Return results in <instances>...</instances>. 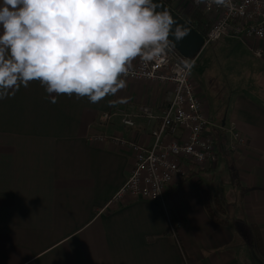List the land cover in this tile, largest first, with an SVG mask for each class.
I'll return each instance as SVG.
<instances>
[{
  "label": "crops",
  "instance_id": "obj_1",
  "mask_svg": "<svg viewBox=\"0 0 264 264\" xmlns=\"http://www.w3.org/2000/svg\"><path fill=\"white\" fill-rule=\"evenodd\" d=\"M234 39L254 53V74L219 101L195 82L207 117L233 124L246 141L233 151L231 136H222L218 154L220 161L228 151V190L209 181L217 163L192 167L190 179L162 201L115 200L131 175L134 152L92 137L103 133L147 146L158 121L136 117L129 127L120 115L107 123L100 118L145 104L160 115L166 84L125 79V87L96 103L66 94L52 103L32 81L0 99V264H264L238 227L258 228L264 242V41ZM208 192L223 198L226 224L207 213Z\"/></svg>",
  "mask_w": 264,
  "mask_h": 264
},
{
  "label": "clouds",
  "instance_id": "obj_2",
  "mask_svg": "<svg viewBox=\"0 0 264 264\" xmlns=\"http://www.w3.org/2000/svg\"><path fill=\"white\" fill-rule=\"evenodd\" d=\"M174 23L155 0H0V99L38 81L52 103L99 102L126 86L134 59L180 38Z\"/></svg>",
  "mask_w": 264,
  "mask_h": 264
},
{
  "label": "built area",
  "instance_id": "obj_3",
  "mask_svg": "<svg viewBox=\"0 0 264 264\" xmlns=\"http://www.w3.org/2000/svg\"><path fill=\"white\" fill-rule=\"evenodd\" d=\"M173 7L181 16L196 8L209 17L211 26L204 35V47L216 43L225 35L264 41V0H175ZM194 64L195 59L182 57L170 41L151 61L145 63L138 58L124 79L166 84L168 91L164 110L157 115L152 106L130 105L135 109L134 113L115 109L101 116L100 123H107L120 115L129 127L135 126L136 117H144L149 122L158 121L151 132L153 143L147 146L102 134L92 137L99 141L113 140L127 144L134 152L131 175L115 200L131 196L162 201L169 188L188 177L192 167H214L219 162L214 130L231 136L230 148L233 151L246 143L233 124H218L207 117L204 98L197 94L191 77ZM175 229L176 226L172 228Z\"/></svg>",
  "mask_w": 264,
  "mask_h": 264
},
{
  "label": "rangeland",
  "instance_id": "obj_4",
  "mask_svg": "<svg viewBox=\"0 0 264 264\" xmlns=\"http://www.w3.org/2000/svg\"><path fill=\"white\" fill-rule=\"evenodd\" d=\"M232 35H225L216 43L207 45L203 48L201 53L194 58L195 64L191 71V77L198 85H202V88L205 89L211 97L215 100H221V96L225 93H230L231 87H238L241 84V80L246 81L252 74L255 65L253 64L252 59L255 57L254 53L247 47V45L242 44L241 42L234 39ZM241 54V55H240ZM256 70V69H255ZM211 83V89L214 94H210V87L207 84ZM216 97L218 99H216ZM214 136L219 141V146H222L223 135L227 138L228 133L221 132L220 130L213 131ZM228 151H222L220 156V161L218 169L212 171L209 181L217 189L222 190V186L228 190V184L232 181V176L228 173L223 172V170L228 169V162L224 159V153ZM215 178H212L214 177ZM236 182V179H235ZM219 190V189H218ZM213 193V190H210ZM215 192L218 193L216 190ZM233 193L236 194L234 191ZM210 192V198L212 195ZM219 194V193H218ZM229 194L233 195L229 192ZM240 197V193L237 194ZM236 197L235 199H238ZM237 211V210H236ZM238 215V213H236ZM240 220V218H238ZM241 221V220H240ZM243 232L241 236L246 240L247 233L250 236V240L253 241V249L251 250V255L253 258L260 257L258 250V245L256 243V234L251 230L247 225L241 223ZM254 234V235H253Z\"/></svg>",
  "mask_w": 264,
  "mask_h": 264
},
{
  "label": "trees",
  "instance_id": "obj_5",
  "mask_svg": "<svg viewBox=\"0 0 264 264\" xmlns=\"http://www.w3.org/2000/svg\"><path fill=\"white\" fill-rule=\"evenodd\" d=\"M169 6L174 8L175 0H164ZM185 20L189 23H191L201 34L206 35L207 31L209 30L211 26V21L208 16H205L200 10L196 8H191L190 12L186 15H183ZM180 54V53H179ZM166 106V104H165ZM102 135H106L101 133ZM108 137H112V135H106ZM115 137V136H114ZM132 142V141H131ZM217 142V139H216ZM197 167H194V169ZM190 178H183L178 181V183L175 184L174 187L169 188V190L178 189L180 186L185 184ZM205 208L207 210V213L209 216L216 221L217 223H220L222 225L226 224V220H224L221 216L222 213H226L225 207L223 206V198H218L217 196H214L210 198V192H208V196L205 197ZM238 227L243 231V228L241 225H238ZM256 234V243L258 245V250L260 252L261 260L264 263V242L262 235L260 233V230L258 228H255ZM253 234V235H254ZM242 240H245L243 237H241ZM246 241L249 243L248 238ZM248 249H253L248 248Z\"/></svg>",
  "mask_w": 264,
  "mask_h": 264
},
{
  "label": "water",
  "instance_id": "obj_6",
  "mask_svg": "<svg viewBox=\"0 0 264 264\" xmlns=\"http://www.w3.org/2000/svg\"><path fill=\"white\" fill-rule=\"evenodd\" d=\"M158 11H167L175 21L173 31L179 33L180 38L170 36L171 44L185 59L196 58L204 48L205 37L183 16L169 6L164 0H155Z\"/></svg>",
  "mask_w": 264,
  "mask_h": 264
}]
</instances>
